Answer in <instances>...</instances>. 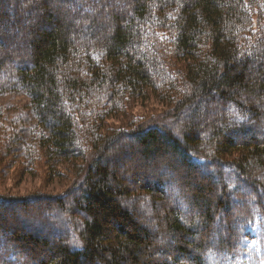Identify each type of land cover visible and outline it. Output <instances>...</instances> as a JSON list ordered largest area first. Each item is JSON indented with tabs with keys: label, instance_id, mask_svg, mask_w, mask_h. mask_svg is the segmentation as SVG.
Masks as SVG:
<instances>
[{
	"label": "trees",
	"instance_id": "16d2710c",
	"mask_svg": "<svg viewBox=\"0 0 264 264\" xmlns=\"http://www.w3.org/2000/svg\"><path fill=\"white\" fill-rule=\"evenodd\" d=\"M10 1L0 20L43 28L29 53L0 32V98L29 106L6 113L0 161L66 186L0 193V264H264V0Z\"/></svg>",
	"mask_w": 264,
	"mask_h": 264
},
{
	"label": "rangeland",
	"instance_id": "374dc122",
	"mask_svg": "<svg viewBox=\"0 0 264 264\" xmlns=\"http://www.w3.org/2000/svg\"><path fill=\"white\" fill-rule=\"evenodd\" d=\"M61 0H46L43 2H40L39 4H37V6H35L34 8H32L31 12H33V16H35L36 14H41L44 11H51L52 9L56 8V7H60L62 6V12H68L71 11L70 7L74 5L73 0H65L60 2ZM104 0H86V2L88 3V8L92 10L93 14L100 10L101 5L103 3ZM0 3L5 4L7 8H13L15 10V12H17L19 6L21 5V2H15V4H13V1L10 0H0ZM18 4V6H17ZM125 1L124 0H111L110 2L107 1L104 5H103V9L105 11L106 14H110L112 12L113 8H125ZM118 10V11H119ZM35 14V15H34ZM6 20L4 18H2L0 20V32L4 33L5 31H12V30H17V35H14L13 37H10L8 39V47L7 50H23L24 53H29L31 51V48L28 47L26 44H22L21 40L23 38L27 39V40H33V33L32 30L37 29L39 30L42 24L41 22H39L38 20H36L34 22V19L31 18H26L25 20L22 21V24H17L14 22V19L8 15L7 17H5ZM79 23V22H78ZM77 24V22H76ZM105 26H103L102 30L100 33H104L105 30ZM103 35V34H102ZM99 37V36H98ZM96 36V38H98ZM101 37V35H100ZM22 38V39H21ZM1 47V46H0ZM1 48H0V53H1ZM30 61V57L28 56V58L26 60ZM14 67V66H12ZM3 102V104L5 105H0V108L2 110V116L0 118V127L2 129H7L5 130V134L8 136L9 134L13 133L14 131H16V129L19 127L20 124L18 125H12V122L15 120V118H17L19 115L15 116L14 119L10 122H6L5 119V115L6 113H8V111L13 110H17V112H21L20 108L26 106L27 108L28 106V99L24 96H20V95H14V96H4L0 98V103ZM28 114H30L29 110L28 112H26ZM218 115V113H216ZM25 115V116H26ZM11 124V125H10ZM10 125V126H9ZM7 126H9L7 128ZM11 128V129H9ZM30 130V128L28 129ZM6 142V141H5ZM127 143H125L124 145H126ZM2 145V142H1ZM130 148L131 150H134L132 153V155H129L131 158H129V166L132 164V159L136 156H139V151L137 152V147L135 144L130 143ZM120 149V148H118ZM117 149V150H118ZM131 154V153H129ZM22 155H15L13 157H3L0 161V193H4L6 195H12V196H25V195H30L33 194L36 191H41L43 193H48V192H59L61 190L65 189L66 184H60L58 183V180L56 179L54 182H52V184H50L47 187L43 186V182H42V178L44 176V174H46L48 172L47 168L44 165L43 162H41L40 164L35 163L32 164V169H31V174L28 173V170L24 167L23 164V158H20ZM19 157V158H18ZM131 159V161H130ZM119 160V159H118ZM121 161H124L125 159H120ZM119 160V161H120ZM118 163V162H117ZM117 163L114 164V166H117ZM122 163V162H121ZM125 167H116V169L114 170L115 173L119 174L122 169L127 168L128 164H124ZM112 165V167H114ZM55 174H60V175H67L68 172H70L71 168H68L65 165L59 166V167H54L53 168ZM224 175H226V172H223ZM171 190V189H170ZM170 190H168L167 192H171ZM248 192L242 191V195H247ZM249 198L250 202L253 201L252 197H247ZM231 204L232 208H235L238 206V204ZM184 213V212H183ZM216 230L219 231L220 235H223L222 230H219L218 227H215ZM25 234H29V232H25ZM46 235V232H45ZM43 238L44 234H40L39 238ZM44 239V238H43ZM57 239V237L55 235H52L51 238L49 239V242L55 243V240ZM161 242V241H160ZM51 244V243H50ZM52 245V244H51ZM174 245H167L166 249H169L171 247H173ZM157 259H161V257H157Z\"/></svg>",
	"mask_w": 264,
	"mask_h": 264
}]
</instances>
